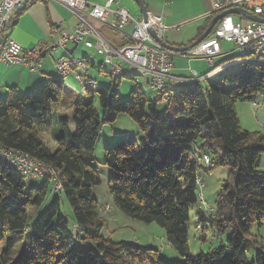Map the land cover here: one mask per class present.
Masks as SVG:
<instances>
[{
    "label": "trees",
    "instance_id": "obj_1",
    "mask_svg": "<svg viewBox=\"0 0 264 264\" xmlns=\"http://www.w3.org/2000/svg\"><path fill=\"white\" fill-rule=\"evenodd\" d=\"M83 58L92 62L89 56ZM119 83L113 78L97 90L87 89L86 101L70 116L59 113L65 84L58 74L28 94L10 87L0 96V148L55 170L59 183L54 189L51 177L23 175L0 160V264H264V241L258 232L264 224V136L243 128L235 108L237 101L251 103L264 89V60L242 61L176 88L162 114L158 95L148 99L132 89L122 99ZM121 113L137 124L139 135L104 149L102 164L114 171L107 181L108 194L126 216L162 228L177 260L166 261L154 247L113 241L101 232L106 224L103 203L93 190L101 178L91 151L102 125ZM48 129L55 130L54 149L39 136ZM218 166L227 167L228 173L213 206L207 207L201 176ZM32 178L45 179L27 187ZM197 202L195 229L212 234L208 252L193 253L188 244L190 208ZM221 234L227 235L225 240Z\"/></svg>",
    "mask_w": 264,
    "mask_h": 264
},
{
    "label": "built area",
    "instance_id": "obj_2",
    "mask_svg": "<svg viewBox=\"0 0 264 264\" xmlns=\"http://www.w3.org/2000/svg\"><path fill=\"white\" fill-rule=\"evenodd\" d=\"M36 3H56L76 18V25L72 30L55 27L53 30V42L43 41L37 46L24 48L11 38L5 29L11 27L15 14L28 9ZM213 6L210 17L231 8H242L253 15L264 19V0H212ZM234 16L244 17L240 14H225L215 24L209 35L186 52H173L157 43L149 34L152 26L159 33L169 28L179 29V25L168 27L156 22L144 19L141 15L133 17L126 8L120 6L119 0H105L103 4L88 0H0V63L6 66H22L30 71L40 68L43 58L49 55L51 58L63 50L58 58L54 59V68L63 79L74 74L79 84L87 89L95 88V80L89 76V69L94 65L86 59L75 58L71 53L64 52L68 44L74 47L83 44L86 48H92L94 52L102 56V63L109 67V75L112 78L121 79L131 74L122 65H133L144 75L149 74L148 85L156 92L160 100L169 102L176 88L187 85L191 81L209 77L197 76L193 70H188L190 77L179 80L176 87L172 86L168 77L174 69L175 55L185 57H200L214 68V57L221 52V43L228 42L239 50L240 55L226 62L233 65L242 61L261 63L264 60V22L251 21L245 24L234 19ZM98 23L112 31H119L122 27L132 25L127 42L116 44L108 40L93 24ZM95 38L96 42L91 41ZM115 59V60H114ZM101 70V68H100ZM253 108L264 106V100H253ZM204 163L208 164V157L204 155ZM0 160H5L23 175L33 177H52L53 188L59 187L55 180V170L46 168L40 163L30 160L25 155L12 154L0 148Z\"/></svg>",
    "mask_w": 264,
    "mask_h": 264
},
{
    "label": "rangeland",
    "instance_id": "obj_3",
    "mask_svg": "<svg viewBox=\"0 0 264 264\" xmlns=\"http://www.w3.org/2000/svg\"><path fill=\"white\" fill-rule=\"evenodd\" d=\"M154 1V0H153ZM150 6H152V1H147ZM120 6L126 8L128 12L135 18H138L140 15V11L138 5L135 3L134 0H119ZM154 7L160 8V4H156ZM189 9V8H187ZM64 16L70 20L72 23L74 20V15L70 11H65ZM76 19V18H75ZM234 19L237 21H241L242 23L248 22L245 18H240L234 16ZM191 20V21H190ZM190 22L184 23L179 26V29H172L167 30L168 35L177 36L180 34H186L191 29V26L188 24L193 23L195 19H189ZM69 22V23H70ZM95 27L98 28L97 24H93ZM194 26V25H193ZM192 26V27H193ZM10 27L5 29V33H8ZM181 30V31H180ZM196 28H192V31H195ZM91 40V39H90ZM92 41V40H91ZM221 45L227 49H231L230 55L234 57L239 56V50L234 48L231 43L222 42ZM70 47H74L71 45ZM63 50H60L58 53L52 57L53 64L54 59L58 58ZM74 56L75 58H82L84 56H89L90 59L93 61L94 65L89 69V76L95 80V88L102 86H106L110 83L113 79L109 75V67L102 63V56L98 55L94 52L92 48H86L83 44H79L78 46L74 47ZM45 58H51L47 55ZM43 58V60L45 59ZM42 60V61H43ZM115 60V59H114ZM125 69H128L133 75L132 77H122L120 79V83L118 85V93L120 98L126 99L130 90L139 89L144 92L148 99H153L156 96V92H154L151 87L146 84V80L150 79V75L145 73L144 75L141 73L139 69L135 66L130 65L127 66L124 62L122 63ZM6 66V65H5ZM8 67V66H7ZM231 67V66H230ZM2 68H4L2 66ZM101 68V70H100ZM5 69V68H4ZM99 70L101 72H99ZM189 70V69H188ZM26 71V70H25ZM201 80V79H199ZM64 103L59 108V113L65 114L70 116L72 114L73 109L75 106L81 102L86 101V93L84 88L79 84L77 79L74 77V74L67 75L64 78ZM23 94H28L24 93ZM255 100H264V89H262L256 96ZM94 107L96 109L97 114L99 117L102 116V111L98 105L96 99H94ZM167 108V102L162 100L158 101L157 103V110L159 114H162L163 111ZM235 108L237 111V116L239 118L240 125L250 131L260 132L264 136V106L260 108H253L251 106L250 101H237L235 104ZM55 130L51 129V131L46 130L41 132L39 135L41 140L51 149L55 148V141L53 138ZM139 133V129L137 124L130 118V116L126 114H119L115 121L112 123L103 124L101 130L98 134L96 139L94 149L91 151L93 157H95V161L98 167V172L101 178V183L94 187V194L97 197L98 201L102 204L101 206V214L105 217V226L102 229V234L104 236L110 237L113 241L118 240H125L128 242H137L141 247L151 246L159 250L161 257L166 261H174L178 259L177 252L171 248L165 238L162 228H160L156 223H145L139 221L137 219L130 218L122 213L120 210L114 207L110 196L107 190V181L110 176L114 174V171L109 167L102 164L104 159V149L107 147L112 146L115 142L121 139L130 138L134 139L133 134ZM260 168L264 171V154L260 157ZM228 173V168L225 166H218L216 167L211 173L204 174L202 177L203 187L201 188V194L203 195V202H205V206L212 207L213 200L215 198L216 193L220 189L221 182L226 178ZM55 180L58 182V177L54 174ZM45 178H36L31 179L27 183V187H37ZM52 179V177H51ZM52 194L47 197V202L45 205L50 203V199ZM66 206V205H65ZM64 206V207H65ZM199 202L193 205L190 208V219L188 223V244L193 253H197L200 250L203 252H208L210 249V240H211V232L209 230H196L195 229V220H196V211L198 210ZM68 211V210H67ZM30 217H33L34 210L30 209L29 211ZM68 221L69 227L74 229L72 213L68 211ZM253 230L256 231V227H253ZM259 237L264 241V224L258 228ZM205 236V241L202 242L201 236ZM222 240H225L226 234L220 235ZM213 242L215 245L219 244V240L216 237H213ZM4 247V244L0 242V255L1 251ZM19 246H17L16 251H18ZM22 248V246L20 247ZM247 257L251 258L250 250H246Z\"/></svg>",
    "mask_w": 264,
    "mask_h": 264
},
{
    "label": "crops",
    "instance_id": "obj_4",
    "mask_svg": "<svg viewBox=\"0 0 264 264\" xmlns=\"http://www.w3.org/2000/svg\"><path fill=\"white\" fill-rule=\"evenodd\" d=\"M88 1L99 4L105 2V0ZM147 1L148 0H143L150 16L159 24L173 27L174 25L180 26L184 23H188L191 21H189V19H195L193 23L188 24V26H191V29L185 35L169 36L167 30H172L173 28L160 32L161 37L174 46H185L191 43L190 41L197 36L200 27L209 19L213 6L212 0H149L152 1V6H150ZM157 3L161 5L160 8L154 7ZM62 10L67 11L66 8L56 3H36L28 9L15 14V21L7 34L24 48L37 46L43 41L53 42V30L55 27L72 30L77 22L74 18L75 22L73 21L71 23L70 20L64 16ZM95 24L98 25V30L103 36L116 44L127 42V35L132 27V25H127L122 27L119 31H112L98 23ZM192 26L196 28L195 31H192ZM91 40L96 42L94 37L91 38ZM70 46L71 45L68 44L64 52L71 53L74 56V47ZM224 47L221 45V52L214 57V65H216V67L214 66L215 68L212 70L213 72H211L209 77L218 71L221 72L230 66L236 65L226 64V62L234 58V56L230 55L231 49L225 50ZM173 60L174 69L170 71L168 81L174 87L179 83V80L190 77L188 69L193 70L198 77H203V74L211 69L204 59L200 57H185L177 54L173 57ZM2 66L5 69L2 68ZM55 75H57V73L52 58H45L40 68L35 71H30L26 67L17 65L7 67L0 63V96L5 95L10 87H16L20 92H28L34 86L46 83L49 77ZM145 83L148 84V80H146ZM48 130L51 131L50 129ZM135 135H139V133Z\"/></svg>",
    "mask_w": 264,
    "mask_h": 264
},
{
    "label": "water",
    "instance_id": "obj_5",
    "mask_svg": "<svg viewBox=\"0 0 264 264\" xmlns=\"http://www.w3.org/2000/svg\"><path fill=\"white\" fill-rule=\"evenodd\" d=\"M134 1L138 5L140 15L144 19L151 21V16H150L149 11H148L145 3L143 2V0H134ZM225 14H240V15H243L244 17H246L247 19H249L251 21L264 22V19H261L260 17L253 15L252 13H250V12H248L242 8H231V9H228L224 12H221V13L214 15L210 19V21L207 24L203 33L200 36H198L194 41H192L190 44L185 45V46H174V45L169 44L167 41H165L161 37V35H159V33L152 26L148 29V32L152 36V38L157 43H159L161 46H163V47H165V48H167L173 52H186L189 49L193 48L195 45H197L199 42H201L203 39H205L209 35V33L211 32L213 27L215 26L216 22Z\"/></svg>",
    "mask_w": 264,
    "mask_h": 264
}]
</instances>
